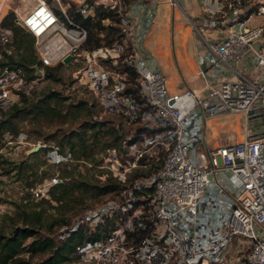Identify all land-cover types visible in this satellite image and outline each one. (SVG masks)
Instances as JSON below:
<instances>
[{"label":"built area","instance_id":"1","mask_svg":"<svg viewBox=\"0 0 264 264\" xmlns=\"http://www.w3.org/2000/svg\"><path fill=\"white\" fill-rule=\"evenodd\" d=\"M170 1L178 4V0ZM53 2L35 0L16 18L34 36L40 64H32L33 76L23 65L0 64V102L18 101L48 66L84 60L79 83L95 92L106 110L135 106L148 125L160 128L157 141L166 151L161 164L135 180L134 188L125 193L128 200L139 202L136 222L127 220L108 236L83 240L77 245L79 252L94 248L93 256L104 264H264V126L253 131L245 123L240 140L219 146H212L206 136V120L213 115L240 111L245 121L264 120L260 116L264 112V0H256L251 8L241 0H201L199 24L194 25L202 34L198 65L205 82L201 89L182 91H171L167 74L147 64L136 45L134 36L140 32L135 11L145 13L149 22L154 0L149 1V9L133 0ZM101 7L117 12V20L110 22L121 27V39L96 47L102 50L100 54L93 48L81 57L89 29L76 19V12L93 20ZM1 21L0 11L3 57L4 52L12 54L15 46L13 29ZM217 27H222V33L209 39L207 29ZM128 46L132 51L127 60L138 74V101L124 91V77L98 60L111 57L117 61ZM68 54L72 59L65 61ZM208 67L220 72L206 77ZM228 70L232 77L224 76ZM133 147L132 160L121 169L112 168L113 176L126 180L127 171L146 155L145 148ZM62 180L52 176L34 188V194L42 197L47 192L48 197L50 186ZM120 206L110 199L87 207L61 227L60 236L65 239L81 226L95 229ZM136 228L138 237L132 240ZM232 249L237 253L234 259L229 257ZM81 258L87 260L84 254Z\"/></svg>","mask_w":264,"mask_h":264},{"label":"rangeland","instance_id":"2","mask_svg":"<svg viewBox=\"0 0 264 264\" xmlns=\"http://www.w3.org/2000/svg\"><path fill=\"white\" fill-rule=\"evenodd\" d=\"M35 0H7L6 8L1 11L2 18L5 14L13 11L17 18L24 13ZM51 0L52 4H55ZM128 2V0H126ZM232 1V0H230ZM242 4H247L249 8L256 6V0H241ZM229 5L230 2L226 1ZM179 6V4H178ZM75 7L72 3L71 8ZM181 7V6H179ZM103 8V7H101ZM249 12V10H247ZM184 21L182 25H188L185 29L181 24L177 30H184V37L191 31H197V17L191 18L186 12L182 11ZM93 19V24L100 26L105 25L103 32L108 35L102 37V45H111L115 40L121 39V29L119 25L114 24L115 28H110L112 18ZM182 19V20H183ZM99 21V22H98ZM99 24H98V23ZM174 23V22H173ZM89 26L92 34V40L89 38L81 47L82 56L86 55L89 50L96 48V33L95 26ZM199 27V26H198ZM203 27H207L203 25ZM121 28V27H120ZM208 32V31H206ZM97 34V35H96ZM90 36V35H89ZM113 38L111 43L108 39ZM0 43V48H1ZM96 53L100 54L101 49H95ZM132 49L128 46L115 61L111 57H100L99 62L111 70V72H119L124 77L126 86L137 88V91L132 92L131 96L135 101L140 99L138 80L132 78L133 67L129 64L128 58ZM22 52H27L23 49H14V58H19ZM126 58V59H125ZM3 57H0V61ZM86 66V61L80 60L70 63L69 65L56 64L50 67L52 74L45 71V75L32 82L25 92L30 102L36 101L39 97L49 95V100L53 103L59 97L63 101L61 107L62 113L56 117L44 118L41 116H28L25 119L19 120V132L14 134L5 130H0V232L9 234L16 226H22L23 210L32 211V209L44 208V216L46 224L36 227V234L40 236H51L55 239L57 245L64 242V238L60 236V229L65 224L62 223L66 219H71L74 215L83 212L87 207H94L97 204L110 199L116 200L121 206L116 209L112 216L107 217L101 226L95 229L83 227L85 234H90L94 231H99L104 236L111 234L116 226L125 224L127 220L136 222V213L138 212L139 202L128 200L125 193L128 189L134 188V181L142 178V176L151 174L163 161L166 151L158 143L157 131L160 128L148 125L145 119L137 115L135 106H129L126 110L110 111L104 109L95 92H92L89 87L79 83V76L82 75ZM128 68L126 69V67ZM86 73V72H85ZM84 79H87L84 77ZM21 97V96H20ZM19 98L18 102L23 104ZM88 99L90 113H83L72 116L64 113L71 108L74 103L79 100ZM12 103L0 102V118L4 115L3 111L8 109ZM71 105V106H70ZM239 119H237L234 133H240L239 139L243 137L244 114L239 111ZM231 117H222L224 127L216 135H222V143L234 142L232 139V130L228 128ZM97 120H102V124L93 123ZM88 122V123H85ZM207 122V121H206ZM246 123V121H245ZM232 125V126H233ZM80 131L84 136V146L78 138V134L74 133V140L78 143L71 145L66 134L70 130ZM218 130V129H216ZM125 141V146L123 142ZM237 141V140H235ZM137 142V143H134ZM37 143H46L40 146L38 150L31 151ZM140 145L145 148L146 155L137 159L136 166H132L127 171L126 180L120 179L119 176H113L112 168H123L128 159L133 158L135 148ZM202 149L203 147L200 146ZM87 152V153H83ZM57 153L59 155H57ZM60 156V158H58ZM68 168L73 170L72 179L84 180L88 183L89 188L84 186L77 190L72 197H68L62 205L57 204L55 200L50 203L44 197L36 196L34 188L45 185L48 179L52 176L58 178L63 177V171ZM71 179V180H72ZM95 184V185H94ZM97 188L93 191V187ZM105 185V189L102 186ZM48 186V185H46ZM50 191H48L49 194ZM50 195H48L49 197ZM46 198V197H45ZM138 230L131 233V239L138 237ZM33 236L29 237L23 244V248L19 253L21 256L30 258L32 264L43 260L51 254V251L31 252L27 249L28 243ZM237 239V238H236ZM235 239V240H236ZM86 240V239H85ZM94 248L87 251L79 252L78 247L73 251L71 259L67 264H104V261L93 256ZM85 256L87 260L81 258ZM231 259H234L237 253L232 249L229 254ZM232 256V257H231ZM107 262V261H106ZM6 264H23L10 260ZM228 264V261H227Z\"/></svg>","mask_w":264,"mask_h":264},{"label":"trees","instance_id":"3","mask_svg":"<svg viewBox=\"0 0 264 264\" xmlns=\"http://www.w3.org/2000/svg\"><path fill=\"white\" fill-rule=\"evenodd\" d=\"M7 3L4 4L3 10L6 8ZM70 11H75V7H70ZM98 19H102L104 17L112 18L113 21L117 20V12L114 9L103 7L98 9ZM76 19L81 20L89 29V41L92 40V34L93 32H90V27L92 25V22H94L90 18H84L81 14L76 12ZM99 22V21H98ZM97 22V23H98ZM2 25L10 27L14 31V39L13 44L16 49L20 50H26L27 52H22L21 56L19 58H14V54H7L4 52L3 59L0 61L1 65L5 64H12V65H23L29 70L30 76H33L32 74V64L38 63L40 64V60L37 58V55L35 53L34 48V36L27 31L22 25L18 24L16 22V17L13 11H10L9 13L5 14L1 21ZM99 24V23H98ZM92 26L96 27V46H100L102 37L107 36L108 34L104 31L103 34L101 33L105 27V25L101 24L100 26H97V24H93ZM110 28H115L114 24L109 25ZM120 29V28H119ZM113 38L108 39V43L112 42ZM97 49V48H96ZM50 67L48 66L47 73L52 74V71L49 70ZM46 68V70H47ZM128 66L126 67V69ZM134 69V68H133ZM137 72L134 69L132 78L137 79ZM127 83V82H126ZM139 86V85H138ZM124 91L126 92H135L137 91V88L131 87V86H125ZM49 95L39 97L36 101L30 102L27 94L25 92H22L20 101L23 102V104H20L18 101L13 102L8 109L4 110V115L0 118V130L1 132L8 130L9 132H12L14 134H17L19 132V120L25 119L28 116H41L44 118L49 117H56L59 116L63 108L61 107V104L63 101L61 98H57L55 102L53 103L51 100H49ZM71 108H67L68 110L64 113L78 115V114H87L90 113L91 109L88 106V101L86 99L79 100L77 103L71 104ZM70 105V106H71ZM88 123V122H85ZM94 123L102 124V120H97L93 123H89L91 125H94ZM74 133L78 134L79 140L82 142L84 146V136L82 132L70 130L68 134H66L71 143V145H75L78 142L74 140ZM87 153V152H83ZM73 174V170H70L68 168L63 171V175L66 177H69L68 179H64L60 182H56L49 188V197L42 196L46 201H49L52 203V200H55L57 204H53L54 206L62 205L68 197H72L75 192L81 187L84 186L85 189L89 188L88 183L84 180L79 179H72L71 176ZM72 179V180H71ZM95 185V184H94ZM98 185L93 187V191L97 188ZM105 185L102 186V189H105ZM45 209H32V211L23 210L24 215L22 216L24 224L22 226H16L12 232L9 234H4V232H0V264H6L10 260L18 263L23 264H32L30 258H26L24 256H21L19 253L21 252V249L24 247V242L31 236H33L32 240L28 243L27 249L31 252H37V251H51V254L44 258L41 261H38L33 264H67V262L71 259L73 251H75L77 245L81 243L85 239H97L104 237V234H101L99 231L91 232L90 234H85L83 230V226L79 227L78 229L74 230L70 233V235L67 237L66 240L60 245H57L54 238L51 236H40L36 234V227H40V225L46 224V218L43 215ZM70 220V219H69ZM66 219L62 223H67L69 221Z\"/></svg>","mask_w":264,"mask_h":264},{"label":"crops","instance_id":"4","mask_svg":"<svg viewBox=\"0 0 264 264\" xmlns=\"http://www.w3.org/2000/svg\"><path fill=\"white\" fill-rule=\"evenodd\" d=\"M141 1L148 9L151 4L150 0H133ZM154 8H150L152 16L149 22L146 20L147 16L141 11H135L138 15V27L136 30L140 32L139 35L134 36L136 45L139 47L140 53L146 58V62L149 65L159 67L168 76V85L171 91H182L187 87L194 89H201L204 86L205 79L199 72V59L198 56L202 53L203 47L202 34L199 31H191L184 37V30H177L178 25L184 21L182 17V11L186 12L191 18L197 17L199 20L201 14V0H178V4L172 3L170 0H154ZM183 19V20H182ZM148 22V23H147ZM174 22V23H173ZM188 25H185V27ZM207 36L211 39V36L222 33V27L208 28ZM181 32V33H180ZM206 36V37H207ZM259 45V42L256 43ZM219 68H207V75L212 78L219 73ZM252 75L255 73L251 71ZM225 77H232L233 74L228 70ZM235 112H225L217 115L210 116L206 121V136L212 146L222 145V135H216L224 122L222 117H231L233 115L232 123L230 122V128L232 130V139L240 140L238 138L240 133H234L237 122L238 114H232ZM260 118H252L249 121L246 120V126L253 131H257L264 126V120ZM245 124V122H244ZM233 125V126H232ZM218 129V130H216ZM225 144V143H223Z\"/></svg>","mask_w":264,"mask_h":264},{"label":"water","instance_id":"5","mask_svg":"<svg viewBox=\"0 0 264 264\" xmlns=\"http://www.w3.org/2000/svg\"><path fill=\"white\" fill-rule=\"evenodd\" d=\"M72 59V54H68L65 58H64V60L65 61H70ZM38 73H40V71L38 72ZM253 110H251V112H252ZM264 115V112H261L260 113V116H263ZM259 132H261V131H258V132H255V133H259ZM40 146H42L41 145V143H37L33 148H31V151H33V150H38L39 148H40Z\"/></svg>","mask_w":264,"mask_h":264},{"label":"bare ground","instance_id":"6","mask_svg":"<svg viewBox=\"0 0 264 264\" xmlns=\"http://www.w3.org/2000/svg\"><path fill=\"white\" fill-rule=\"evenodd\" d=\"M7 1L6 0H0V11H3V6H4V4L6 3ZM181 33V32H180ZM98 49V48H97ZM96 49V50H97ZM87 74H89V72H87ZM232 114H239V112H235V113H232ZM238 118H239V116H238ZM244 122H245V117H244ZM243 133H244V130H245V125H244V127H243Z\"/></svg>","mask_w":264,"mask_h":264}]
</instances>
